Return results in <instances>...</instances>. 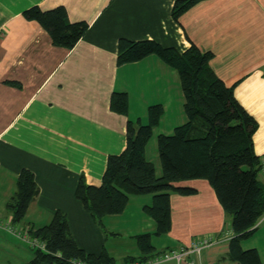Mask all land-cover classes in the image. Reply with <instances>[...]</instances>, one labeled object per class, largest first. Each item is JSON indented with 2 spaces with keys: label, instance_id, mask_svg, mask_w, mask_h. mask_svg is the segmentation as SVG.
Here are the masks:
<instances>
[{
  "label": "crops",
  "instance_id": "crops-1",
  "mask_svg": "<svg viewBox=\"0 0 264 264\" xmlns=\"http://www.w3.org/2000/svg\"><path fill=\"white\" fill-rule=\"evenodd\" d=\"M175 1L0 0L3 224L11 220L6 203L15 191L16 177L28 170L38 195L16 226L28 233L61 211L80 249L96 255L107 252L108 237L118 233H109L104 221L120 215L105 217L103 227L95 223L74 196L79 178L100 186L108 156L125 149L127 123H147L149 106L163 108L156 126L159 134L170 135L186 121L176 71L155 55L117 65L120 39L152 40L178 52L194 44L201 52L212 53L210 68L226 86L234 85L236 100L258 123L254 152L264 158V0H200L177 22L171 16ZM34 6L42 11L62 6L70 22H85L88 29L73 48L57 47L38 23L23 17ZM113 92L126 93V114L110 109ZM154 164L160 170L159 161L158 167ZM259 180L264 182V176ZM176 185L196 193L170 194V230L163 235L162 248L153 245L155 252L190 247L204 236L215 243L181 263L172 259L160 264H236L228 259L230 216L208 182L189 180ZM140 196H130L127 206L138 199V212L146 215L143 207L151 204L152 196ZM151 223L152 231L138 234L153 233L152 219ZM254 228L241 247L255 249L264 264V216ZM32 257L26 242L0 228V264H12L11 259L25 264Z\"/></svg>",
  "mask_w": 264,
  "mask_h": 264
},
{
  "label": "trees",
  "instance_id": "trees-1",
  "mask_svg": "<svg viewBox=\"0 0 264 264\" xmlns=\"http://www.w3.org/2000/svg\"><path fill=\"white\" fill-rule=\"evenodd\" d=\"M198 1L176 0L171 10L173 20L177 22ZM22 15L38 23L53 45L66 49L73 48L88 29L85 22H70L62 6L47 11L34 6ZM150 55L176 71L186 117L172 134L157 135L159 174L155 164L145 157L146 145L163 114L161 105H152L147 109L145 125L127 123L125 149L108 156L100 186H90L80 177L75 198L92 220L103 227L105 217L123 213L130 196L151 195V204L144 206L143 212L153 220L155 230L136 235L140 255L123 260L127 264L143 263L160 255L155 252L151 237L163 236L170 230V194L196 193L195 189L176 184L205 180L230 216L229 261L262 264L255 249L241 247V242L252 235L264 216V182L258 178L262 158L255 154L253 144L258 123L236 100L234 85L226 86L210 68L212 53H203L194 44L178 52L152 40L118 41L117 65L134 63ZM110 109L126 114V93L113 92ZM37 195L34 175L21 170L15 180V191L6 203L12 224L23 222ZM28 233L45 244L46 252L32 249L33 257L25 264H72V260L84 264H116L105 250L96 255L80 249L61 211H56L48 224L29 229Z\"/></svg>",
  "mask_w": 264,
  "mask_h": 264
},
{
  "label": "rangeland",
  "instance_id": "rangeland-1",
  "mask_svg": "<svg viewBox=\"0 0 264 264\" xmlns=\"http://www.w3.org/2000/svg\"><path fill=\"white\" fill-rule=\"evenodd\" d=\"M146 124V123H145ZM143 124V125H145ZM159 135V128L155 127L152 131V136L149 139L146 145V157L156 163L158 167V155H157V144L156 138ZM159 174V169L157 170ZM264 176L260 174L258 178ZM149 195H143V198H148ZM137 197H141L140 195ZM136 197V198H137ZM135 199V201L129 203L125 211L120 215V217H116L111 222L104 221V227L107 231L118 233L114 236H109L106 241V249L109 256L113 257L116 261V264H120L126 257H137L140 255V252L136 246L135 236L140 232H149L152 231L151 219L146 215H141L139 210V201ZM137 210V211H136ZM5 213V212H4ZM165 236H152L151 243L157 249L162 248L165 245ZM7 255V253H5ZM12 264H18L17 260L11 259Z\"/></svg>",
  "mask_w": 264,
  "mask_h": 264
},
{
  "label": "built area",
  "instance_id": "built-area-1",
  "mask_svg": "<svg viewBox=\"0 0 264 264\" xmlns=\"http://www.w3.org/2000/svg\"><path fill=\"white\" fill-rule=\"evenodd\" d=\"M260 172L261 174L264 175V158L261 160ZM0 228H3L10 234L26 242L30 246V248L37 249L42 252H46L45 244L42 241L35 239V238H31L26 231L12 224L11 220L3 224V222L0 219ZM214 243H215V240L204 236L201 238H197L190 245V247H180L178 248V250L165 252L143 263H129V264H160V263L172 260V259L176 260L178 263H181L185 257L199 254L200 251L213 245ZM71 263L72 264H84L76 260H72ZM123 264H127V263H123ZM189 264H193V262H189Z\"/></svg>",
  "mask_w": 264,
  "mask_h": 264
}]
</instances>
